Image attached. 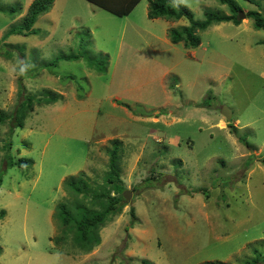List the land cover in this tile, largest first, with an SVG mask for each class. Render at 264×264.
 Returning a JSON list of instances; mask_svg holds the SVG:
<instances>
[{
	"label": "rangeland",
	"instance_id": "374dc122",
	"mask_svg": "<svg viewBox=\"0 0 264 264\" xmlns=\"http://www.w3.org/2000/svg\"><path fill=\"white\" fill-rule=\"evenodd\" d=\"M32 1L0 0L17 8L0 12V264H264V30L246 17L264 18V0H234L245 17L198 31L196 48L172 44L168 30L188 20H149L148 0L124 17L53 0L35 34L4 37ZM177 1L194 20L231 15L218 0ZM69 54L79 59L55 60ZM46 92L57 101L11 131L20 103ZM8 139L12 159L33 160L28 170L7 167ZM114 140L111 195L129 199L90 252L55 244L56 205L74 199L66 181L105 186Z\"/></svg>",
	"mask_w": 264,
	"mask_h": 264
},
{
	"label": "trees",
	"instance_id": "16d2710c",
	"mask_svg": "<svg viewBox=\"0 0 264 264\" xmlns=\"http://www.w3.org/2000/svg\"><path fill=\"white\" fill-rule=\"evenodd\" d=\"M88 3L112 13L118 17H124L129 15L132 10L137 6L141 0H85ZM222 5H226L231 15L224 16L218 15L214 12L207 11L205 13L204 20H194L191 11L182 5L177 0H148L149 6L147 10V18L149 20L163 19L166 21H178L182 18H186L189 22L187 26H181L179 28H172L168 30V38L172 44L182 42L185 48H196L201 44L200 37L197 35L198 31H204L212 24H219L222 22H233L235 25L240 23L238 13L241 12L240 7L234 2V0H218ZM53 4V0H34L28 7L27 13L20 24L13 26L4 37L11 35H30L35 34L36 30L33 26L38 17L44 13H47ZM0 6V12L4 13L8 17L12 18V14L17 11V8L11 5L8 11H5ZM247 18L253 19L254 28L258 30H264V18L259 11H250L246 13ZM64 59L67 61L78 60L79 56L74 54L63 55L56 57V61ZM87 64L98 67L99 72L106 70V63L104 60L96 59L95 63H91L89 57ZM49 65V64H48ZM29 75L22 74L23 78H28ZM42 97L30 96L23 100L18 108L15 109L12 118L14 120V127L11 128H23L24 120L27 117V112L33 111V106L37 105L42 107L45 105L54 104L57 99L55 94L46 92L42 94ZM3 121V116L0 115V122ZM245 141V139H241ZM113 147L108 151L109 172L104 176L105 186L91 188L90 185L82 178H69L65 183L66 191L71 194L74 199L67 205L66 203H60L56 205L55 218L57 222L63 228L61 236L54 238L52 241L57 245L67 243L70 238L71 247L77 248L80 252L88 253L95 246L100 243L98 231L105 225V222L109 221L111 217L117 215L121 211L120 202L122 197H116V191L114 188L120 182L118 175V141H112ZM245 143V142H244ZM11 140L8 139L5 145L7 167L16 166L21 170H28L33 165L32 159L19 158L17 160L12 159L9 154L11 148ZM247 146L248 144L245 143ZM1 177V173H0ZM1 183V180H0ZM113 185L107 187L106 185ZM90 192V193H89ZM113 194V196L111 195ZM91 195V201L89 205H85L83 201L79 200V196L83 198ZM207 197V195H205ZM90 205L92 207H90ZM133 215V210H131ZM65 245V244H64ZM258 259H253L247 264H257Z\"/></svg>",
	"mask_w": 264,
	"mask_h": 264
},
{
	"label": "water",
	"instance_id": "95a60500",
	"mask_svg": "<svg viewBox=\"0 0 264 264\" xmlns=\"http://www.w3.org/2000/svg\"><path fill=\"white\" fill-rule=\"evenodd\" d=\"M238 17H239V19L244 18V17H245V14L241 11V12L238 13ZM221 114H222L223 116H225V118H226L227 120H230L231 117H232V113H231V111H230L229 109H227L226 107H223V108H222V110H221ZM129 197H130V192H128V191H124V193H123V198H124V199H129Z\"/></svg>",
	"mask_w": 264,
	"mask_h": 264
}]
</instances>
